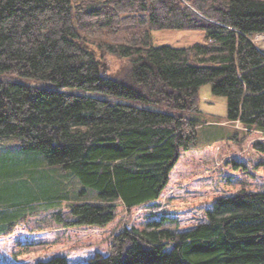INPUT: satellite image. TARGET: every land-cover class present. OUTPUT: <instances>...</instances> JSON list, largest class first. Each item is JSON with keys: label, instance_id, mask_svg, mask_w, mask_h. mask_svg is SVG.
I'll list each match as a JSON object with an SVG mask.
<instances>
[{"label": "trees", "instance_id": "trees-1", "mask_svg": "<svg viewBox=\"0 0 264 264\" xmlns=\"http://www.w3.org/2000/svg\"><path fill=\"white\" fill-rule=\"evenodd\" d=\"M183 29L206 44L153 46L152 31ZM259 35L264 0H0V73L108 96L0 80V140L16 137L98 192L58 216L63 234L10 224L0 264H264V161L224 158L194 200L182 161L199 148L205 86L226 99L228 122L264 133ZM109 56L129 60L119 79L105 74Z\"/></svg>", "mask_w": 264, "mask_h": 264}, {"label": "rangeland", "instance_id": "rangeland-1", "mask_svg": "<svg viewBox=\"0 0 264 264\" xmlns=\"http://www.w3.org/2000/svg\"><path fill=\"white\" fill-rule=\"evenodd\" d=\"M259 36L263 38L259 39L257 36L254 42L264 51V35ZM108 41L124 43L121 36ZM152 43L155 47L189 49L206 44V33L196 29L152 31ZM106 62L105 74L110 78L119 79L129 60L109 56ZM0 80L60 90L83 97H108L100 92L79 88L58 89L54 84L13 74L0 73ZM208 86L211 89V86ZM201 93V111L204 115L199 129V148L189 151L182 158L183 167L195 175V178L184 186L189 200L207 194V189L199 178L207 169L217 167L224 158H235L250 166L264 161V153L261 152L264 148V133L256 131L248 134L241 122L231 124L226 120V99L207 96L205 89ZM150 109L162 111L158 106H152ZM235 135L239 138L246 136L241 146L231 141ZM184 174L183 170L173 174L174 182L168 186L162 199L163 203L178 186ZM97 197V190L86 186L72 171L48 164L40 153L24 150L16 137L0 140V233L6 231L13 222L25 218L30 229L49 228L63 234L65 228L58 222V216L71 220L68 205L78 201H98ZM40 249L42 247L35 246L29 251Z\"/></svg>", "mask_w": 264, "mask_h": 264}, {"label": "crops", "instance_id": "crops-1", "mask_svg": "<svg viewBox=\"0 0 264 264\" xmlns=\"http://www.w3.org/2000/svg\"><path fill=\"white\" fill-rule=\"evenodd\" d=\"M203 89H205V92H206L207 96H212V91H211L209 86H205Z\"/></svg>", "mask_w": 264, "mask_h": 264}, {"label": "bare ground", "instance_id": "bare-ground-1", "mask_svg": "<svg viewBox=\"0 0 264 264\" xmlns=\"http://www.w3.org/2000/svg\"><path fill=\"white\" fill-rule=\"evenodd\" d=\"M258 38H259V39H262V38H263V36H258Z\"/></svg>", "mask_w": 264, "mask_h": 264}]
</instances>
